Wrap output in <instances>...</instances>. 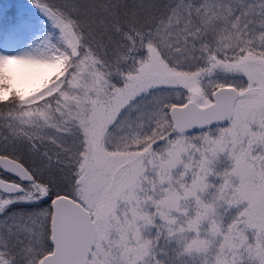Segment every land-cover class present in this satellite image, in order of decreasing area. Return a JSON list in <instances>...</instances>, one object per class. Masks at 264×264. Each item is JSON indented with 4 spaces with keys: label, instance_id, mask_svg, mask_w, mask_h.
<instances>
[{
    "label": "snow or ice",
    "instance_id": "1",
    "mask_svg": "<svg viewBox=\"0 0 264 264\" xmlns=\"http://www.w3.org/2000/svg\"><path fill=\"white\" fill-rule=\"evenodd\" d=\"M30 4L0 43V264H264V0Z\"/></svg>",
    "mask_w": 264,
    "mask_h": 264
},
{
    "label": "rangeland",
    "instance_id": "2",
    "mask_svg": "<svg viewBox=\"0 0 264 264\" xmlns=\"http://www.w3.org/2000/svg\"><path fill=\"white\" fill-rule=\"evenodd\" d=\"M29 8H31L30 0H0V43L3 42L6 35L8 21L3 20V15L6 14L7 9H13L14 13H17L20 11H26ZM6 15L10 17L11 14ZM6 22L7 24L4 25ZM12 67L15 69L14 75L16 77L14 80V86L25 94H30L34 89L41 86L42 77L23 80L22 78H19L17 65H13Z\"/></svg>",
    "mask_w": 264,
    "mask_h": 264
},
{
    "label": "bare ground",
    "instance_id": "3",
    "mask_svg": "<svg viewBox=\"0 0 264 264\" xmlns=\"http://www.w3.org/2000/svg\"><path fill=\"white\" fill-rule=\"evenodd\" d=\"M18 67V73H19V78L24 79H33L35 78L34 76H32L30 73H28L23 66L17 65ZM35 85V84H34ZM25 86V85H24Z\"/></svg>",
    "mask_w": 264,
    "mask_h": 264
},
{
    "label": "trees",
    "instance_id": "4",
    "mask_svg": "<svg viewBox=\"0 0 264 264\" xmlns=\"http://www.w3.org/2000/svg\"><path fill=\"white\" fill-rule=\"evenodd\" d=\"M7 14H11L12 16H13V14H14V10L13 9H9V10H7Z\"/></svg>",
    "mask_w": 264,
    "mask_h": 264
}]
</instances>
